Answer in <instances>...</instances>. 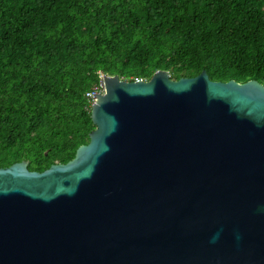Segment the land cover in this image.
<instances>
[{"label":"water","instance_id":"1","mask_svg":"<svg viewBox=\"0 0 264 264\" xmlns=\"http://www.w3.org/2000/svg\"><path fill=\"white\" fill-rule=\"evenodd\" d=\"M100 87L73 159L0 168V264H264V85Z\"/></svg>","mask_w":264,"mask_h":264},{"label":"trees","instance_id":"2","mask_svg":"<svg viewBox=\"0 0 264 264\" xmlns=\"http://www.w3.org/2000/svg\"><path fill=\"white\" fill-rule=\"evenodd\" d=\"M156 71L264 85V0H0V168L67 163L100 76Z\"/></svg>","mask_w":264,"mask_h":264},{"label":"built area","instance_id":"3","mask_svg":"<svg viewBox=\"0 0 264 264\" xmlns=\"http://www.w3.org/2000/svg\"><path fill=\"white\" fill-rule=\"evenodd\" d=\"M100 78H103V76H100ZM134 81H145L143 79H136ZM99 94H104V89L100 87V82H99V85H95L91 91H89L87 94H86V97L88 99V101L90 102V104H92V102H94L95 100V95H99Z\"/></svg>","mask_w":264,"mask_h":264}]
</instances>
